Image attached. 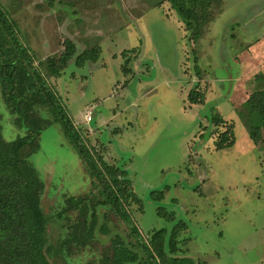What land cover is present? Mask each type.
<instances>
[{"label":"rangeland","instance_id":"obj_1","mask_svg":"<svg viewBox=\"0 0 264 264\" xmlns=\"http://www.w3.org/2000/svg\"><path fill=\"white\" fill-rule=\"evenodd\" d=\"M0 6L87 145L128 171L140 203L125 207L143 240L179 224L173 256L194 264H264V132L251 138L242 115L246 101L264 91V0H203L194 10L200 16L206 8L210 22L195 29L196 41L170 0H0ZM67 40L77 53L61 68ZM95 47L100 59L77 67L76 57ZM194 89L204 94L201 104L188 101ZM40 115L51 119L44 109ZM230 124L235 145L216 151ZM26 126L0 86L3 142L27 136ZM27 147L22 153L44 185L40 206L49 243L72 238L67 254L49 256L51 264H110L117 236L140 251L125 221L99 206L100 189L61 123H44L37 146ZM152 191L163 200H153ZM70 198L76 201L68 205ZM161 207L174 220L161 217ZM94 211V239L84 240V220Z\"/></svg>","mask_w":264,"mask_h":264},{"label":"trees","instance_id":"obj_2","mask_svg":"<svg viewBox=\"0 0 264 264\" xmlns=\"http://www.w3.org/2000/svg\"><path fill=\"white\" fill-rule=\"evenodd\" d=\"M200 2L203 0H170L172 8L185 23V30L191 32L192 41L199 39L198 30L201 28L202 31L210 22L209 14L204 13L206 8L200 11V16L197 10H194ZM6 16L0 6V86L5 104L17 116L18 124L27 125L28 134L12 143L3 142L0 134V264H51L49 256L67 254V241L72 240L69 238L56 246L49 243L47 220L40 206V193L44 185L22 153L26 146L29 149L37 146L44 123L47 125L50 122L61 123L65 139L82 159L93 185L100 189L103 200L99 201V206L110 207L113 213L125 221L129 237L136 240L140 248V251L134 250V243L117 236L113 242V259L110 264H194L190 258L173 256L178 252L176 239L179 224L171 233L161 229L153 234L150 241L142 239L138 227L133 225L125 207L129 200L140 203V199L132 192L128 171L110 165L102 153L87 145L62 108L59 98L34 66L28 50L19 41ZM196 28L199 29L195 31ZM64 48L61 68H66L77 53V47L71 40L65 41ZM100 55L99 47L85 50L76 57L75 64L81 68L87 63H95L100 59ZM57 64L53 61L55 76L59 75L57 71L60 66ZM125 72L128 73L129 70L126 69ZM203 95L194 89L189 93L188 101L192 105L201 104ZM245 108L247 114L242 115L244 119L250 120L251 138L257 140L264 132V91L254 93L246 101ZM38 109L48 111L51 119L47 120L40 115ZM30 112H38V117L32 116ZM31 120L37 122V126L31 127ZM216 120L217 123L223 122L220 118ZM234 145V125L230 124L226 131L220 134L215 150H226ZM163 197L161 191L151 192V198L155 201H162ZM75 201V198H70L67 204L71 205ZM159 214L174 220L173 214L162 207ZM84 221L89 225L84 240H93L98 227L97 213L92 212L91 220L86 218ZM100 230L106 232L105 225Z\"/></svg>","mask_w":264,"mask_h":264},{"label":"built area","instance_id":"obj_3","mask_svg":"<svg viewBox=\"0 0 264 264\" xmlns=\"http://www.w3.org/2000/svg\"><path fill=\"white\" fill-rule=\"evenodd\" d=\"M83 119H84V122L87 123V124H90L91 121L93 120V110H89L87 111L84 115H83Z\"/></svg>","mask_w":264,"mask_h":264},{"label":"crops","instance_id":"obj_4","mask_svg":"<svg viewBox=\"0 0 264 264\" xmlns=\"http://www.w3.org/2000/svg\"><path fill=\"white\" fill-rule=\"evenodd\" d=\"M257 49H259V50H261V48H257ZM263 51H264V49H263ZM138 52V51H137ZM251 55H253L254 54V49H252L251 50V52H249ZM138 55V54H137ZM239 78H243V77H239Z\"/></svg>","mask_w":264,"mask_h":264}]
</instances>
